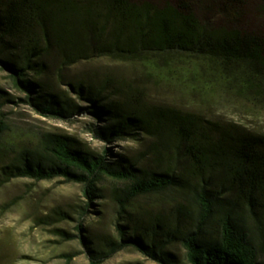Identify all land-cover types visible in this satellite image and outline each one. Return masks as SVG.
Returning a JSON list of instances; mask_svg holds the SVG:
<instances>
[{"label":"trees","instance_id":"trees-1","mask_svg":"<svg viewBox=\"0 0 264 264\" xmlns=\"http://www.w3.org/2000/svg\"><path fill=\"white\" fill-rule=\"evenodd\" d=\"M246 1L217 0L215 22L202 14L214 4L208 0H0V65L26 92L25 102L64 120L91 114L98 123L89 130L107 142L137 140L140 131L148 139L141 155L147 164L137 166L127 156L109 160L107 149L94 154L69 135L44 132L0 164V185L18 177L80 183L89 200L84 214L100 196V180L110 178L124 184L120 216L136 196L172 191L170 217L155 216L145 227L119 216V240L101 247L78 224L90 264L129 245L169 264L176 241L188 264H264V133L173 106L140 109L122 101L110 78L74 69L102 57L178 74L204 67L264 108V30L244 20L264 23V4L247 11Z\"/></svg>","mask_w":264,"mask_h":264},{"label":"rangeland","instance_id":"rangeland-1","mask_svg":"<svg viewBox=\"0 0 264 264\" xmlns=\"http://www.w3.org/2000/svg\"><path fill=\"white\" fill-rule=\"evenodd\" d=\"M208 1L214 4L210 3L209 10L202 14L219 22L217 0ZM246 2L247 11L264 4V0ZM245 19L249 27L264 30L259 18L246 15ZM74 69L110 78L119 87L122 101L139 105L140 109L173 106L201 118L264 133V108L236 95L221 78L204 67H188L178 74L172 69L151 71L140 63L102 57L78 63ZM25 95L26 92L14 87L8 72L0 65V164L14 156L18 149L35 145L44 132L69 135L76 144L94 154H102L107 149L109 160L123 155L137 166L147 164V158L141 156L148 141L142 131L137 140L107 142L89 130L91 125L98 123L91 114H74L65 120L44 116L24 101ZM99 186L100 196L92 200L83 214L82 206L89 200L80 183L68 182L62 177L50 180L18 177L0 185V264H90L78 224L86 228L82 233L89 235L96 247L103 246L106 239L119 240L115 223L120 216L117 211L124 184L104 177ZM171 192L149 193L130 199L126 212L119 217L123 218L121 222L132 220L149 227L155 216L167 219L172 208ZM170 251L172 261L169 264H188L179 241L170 246ZM65 253L72 258L68 260ZM260 261L264 263V242ZM101 264L163 263L129 245Z\"/></svg>","mask_w":264,"mask_h":264}]
</instances>
